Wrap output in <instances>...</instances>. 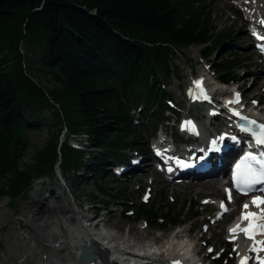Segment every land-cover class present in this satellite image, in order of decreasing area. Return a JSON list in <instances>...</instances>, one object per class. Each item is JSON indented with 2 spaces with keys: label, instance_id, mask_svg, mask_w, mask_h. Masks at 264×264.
<instances>
[{
  "label": "trees",
  "instance_id": "16d2710c",
  "mask_svg": "<svg viewBox=\"0 0 264 264\" xmlns=\"http://www.w3.org/2000/svg\"><path fill=\"white\" fill-rule=\"evenodd\" d=\"M212 5V0H0V195L17 203L58 164L62 175L85 171L97 179L91 200L104 206L112 202L102 197L125 200L131 212L110 168L127 163L129 152L147 155L145 130L155 132L171 109L161 78L172 72L176 55L197 45L209 60L229 40L213 28ZM221 58L214 66L217 79L236 82L241 56L228 52ZM34 71L47 76L52 89L34 82ZM132 109H138L139 124ZM50 121L56 132L49 131L44 145L25 160L28 133L36 126L49 129ZM73 134L86 136L85 148L68 145ZM134 206V217L127 218L144 220L154 230L200 218L191 203L168 204L162 195Z\"/></svg>",
  "mask_w": 264,
  "mask_h": 264
},
{
  "label": "rangeland",
  "instance_id": "374dc122",
  "mask_svg": "<svg viewBox=\"0 0 264 264\" xmlns=\"http://www.w3.org/2000/svg\"><path fill=\"white\" fill-rule=\"evenodd\" d=\"M241 2L242 0H212L213 28L216 29L217 32L222 31L229 35V40L221 46L219 54L214 55L207 60L205 55L208 51L205 55H203L201 53V46H190L176 55L174 59L175 67H173L172 72H170L168 76L161 78L162 88L165 93L170 96V99H172L171 103H168L173 106H180L179 108L177 107V112L179 114H188L187 91L189 88L193 87V82L197 80L205 82L208 85L209 90H212L213 88L212 91H214L218 82L216 74L214 73V66L219 64V62L223 59L221 58L222 55L228 52H236L241 56L242 64L237 70L238 82L234 85L239 87V91L244 96L248 106H255L256 103L262 102V104H258L262 109L261 113H263L264 117V80H260L259 83H256L257 78L264 77V59L259 57L255 44L248 33V30L253 23L251 18L248 17V12L239 5ZM253 6H255L254 10L256 11L257 17L264 13V0H255ZM254 23L257 26L258 23L255 22V19ZM260 60H263L262 66H258ZM32 80L46 89H52L53 87V83L50 82L47 76H44L37 71L33 72ZM217 86L221 88V91L215 93V99L222 102V99H220V92L228 93V89L233 85L223 86L218 84ZM203 105V114L207 115L209 105ZM181 106H183L182 109ZM180 111L182 113H180ZM193 111L197 115L202 116L200 110L194 108L190 109L189 115H194ZM43 113L45 117L49 119V109L46 108ZM165 116H167V114H165ZM141 121V119H137V122ZM49 123L51 125L49 129L43 126H36L28 133L27 142L29 147L25 154V160L30 159V156L34 154L35 150L44 145L49 138V131L56 132L57 126L51 121ZM168 125L169 126H167V124L160 125L158 127V132L155 134L152 133L151 129L145 130L143 126H141L140 129L142 131L145 130L144 134L146 137L151 136L156 139L160 134L159 130H166L168 133V139L170 138V135H173L175 141L181 140L178 137L177 131L174 128H171V121ZM220 126H224V124L217 126V128ZM64 135L65 132H63L62 136ZM79 136L84 140L86 139V137L82 136V134ZM152 138L149 140V146H151V144L155 141H153ZM83 144H86V142L83 141ZM148 157H152V154ZM115 180L117 182L114 181V186L126 192L125 197L127 198L128 203L133 206L131 208L133 211L136 207L134 205H137L138 203L150 204L151 201H156L157 198L162 195V197L166 198L168 204L178 202L181 205L184 202H189L192 205H198L199 208H194V211L199 213L200 218L197 222H191L187 225L181 227L178 226L170 230H154L153 228L145 225L143 222H133L126 217V205L124 204L125 200L102 197L103 201H107V199L111 200L112 203L109 206H104L100 199L96 201L91 200L90 195L96 188L97 179L88 175L85 171H82L79 175H75L70 172L64 174L63 178L58 172H56L50 178L43 177L40 180H36L26 197L20 199L13 205L7 197L0 195V264H22L21 257L26 253L25 246H22L23 248L18 252L16 257H13L9 246L14 240L17 244L21 242L18 241L15 236L18 231H22L19 226V220L24 219L29 215V213L23 211V209L30 205L39 206L41 205L39 203H45L46 201H48V203H52V201L54 203L56 201L54 198H48V200L45 199L50 197V194L46 192L50 186L54 188L55 195L60 197L65 195V197L69 198L72 202H74V204L89 208V215L93 213L92 211H94L96 219H99L101 215L107 214L111 210H116L117 215H115L114 218L120 222L122 227L124 224L135 227L138 232L137 235L143 237L147 236L143 242H148V239L155 237L164 240L172 233H177L178 231H188L187 236L195 238L197 249H199L202 244L207 246L202 250L200 257L207 253H211L204 262L206 264H216L215 259L218 258L217 255L219 253L223 252V243L226 242L227 239V228L231 225V223H233L234 218H229V216L236 212L239 207L237 204H231L229 208L230 210L233 209V213L229 212L224 215L221 220L215 221L216 214L218 212L217 204L219 199L208 198L205 197L204 194L188 192L185 187L189 181H182L179 184H176L175 182H171L168 179L161 177L150 167L141 169L130 179L116 177ZM109 182L110 181H107V183ZM98 183L100 182L98 181ZM102 184L107 185L104 182H102ZM111 184H113V182ZM2 185L3 181L0 180V186ZM69 193H71L72 196H70ZM204 203H208V205L204 206ZM32 209H35V207ZM73 209L74 211H77L76 207H73ZM69 215H71V213ZM134 215L135 214L133 213L132 217H134ZM74 221L75 219L72 223ZM65 227L66 226H64V228ZM62 236L64 238H67L68 236L64 229ZM57 240L58 237L54 236L51 242L56 243ZM27 242L28 241H26L25 244ZM39 244L43 246L47 245V242L40 241ZM247 251L250 252L248 249ZM229 253L230 254L227 257L228 261L226 264H236L238 255L236 253L235 245L230 246ZM251 253L252 252H250V254ZM58 255H67V250L60 249L58 251ZM60 263L63 262H59L58 264ZM25 264L37 263L33 260L26 262ZM249 264H254V261H249Z\"/></svg>",
  "mask_w": 264,
  "mask_h": 264
},
{
  "label": "bare ground",
  "instance_id": "6f19581e",
  "mask_svg": "<svg viewBox=\"0 0 264 264\" xmlns=\"http://www.w3.org/2000/svg\"><path fill=\"white\" fill-rule=\"evenodd\" d=\"M250 5L252 1L246 0ZM255 6L249 9V14L252 19L259 18L254 10ZM255 26V25H254ZM263 60H260L258 66H262ZM260 80H264V77L257 78L256 83ZM196 82H193L195 86ZM232 88V87H231ZM208 99L205 101L209 105L207 112L210 109H217L209 112L208 116L202 120L200 129L202 134L212 129L213 125L219 122L214 119V116L223 110V113L227 115V110L231 109L228 106H224L220 101L215 99V93L221 91V88L216 85L214 91H209L204 87ZM222 93V92H220ZM256 108H252L249 112L253 116H257L254 111ZM262 109L257 113L259 118L264 120ZM169 140H167L168 142ZM163 142V136L159 137L157 144ZM169 146V143L164 144L161 148ZM226 179L224 170H218L213 172L209 177L206 178H193L192 181L186 184L188 192H195V194H204L208 198H218L219 204L221 201L226 202L228 207L230 205L229 196L225 189V185H221V181ZM50 194L48 198H54L56 201L53 203H39L41 205L35 206L30 205L23 209L29 213L28 217L19 220V226L22 231H18L16 239L21 241L19 244L15 243V240L10 244L9 248L12 251L13 257H16L18 252L23 248H26V253L21 258L22 264L35 260L37 264H87L79 259L80 251L76 249L84 244H90L89 240L92 241L91 247H95L96 251L92 253L94 260L88 264H137L144 263L148 264L153 261H159L161 264L165 262L179 261L180 264H206L204 261L210 254L207 253L200 257V253L195 243V238L187 236L188 231H178L167 236L164 240L155 237L148 239L147 243L142 242L147 237L137 235L135 227L127 226L126 224L120 225V222L114 217L117 215L116 210H111L107 214H103L99 219L96 220L95 228L89 231H84L79 227H72L71 223L74 219H78L79 210L74 211L73 207L80 208L79 205L74 204L65 195L60 197L55 195L54 188L50 186L46 190ZM70 196L71 193H69ZM55 195V196H54ZM54 196V197H52ZM234 204L239 207L236 212L229 216L234 218L233 223L236 219L242 215L243 205L251 204L244 198H234ZM33 204V203H32ZM219 204L217 206H219ZM35 209H32L34 208ZM252 212H259L260 210H251ZM233 213V209L230 210ZM228 212V213H229ZM71 213V215H69ZM87 215H83L85 219ZM76 217V218H75ZM88 217V216H87ZM64 226H66L64 228ZM103 227V229H101ZM122 227V228H121ZM63 229L68 234L67 238H64ZM127 229V230H126ZM54 236L58 237L56 243L51 242ZM28 241L26 244L25 242ZM40 241L47 242V245L39 244ZM38 242V243H37ZM31 243V244H30ZM49 243V244H48ZM236 253H245L247 247L241 243H236ZM60 249H66L67 255H58ZM131 253H142V255H150L155 259L150 258H136ZM159 254V255H158ZM159 256V257H158ZM158 257V258H157ZM239 257L237 258V263ZM236 263V264H237Z\"/></svg>",
  "mask_w": 264,
  "mask_h": 264
},
{
  "label": "snow or ice",
  "instance_id": "6c2138e0",
  "mask_svg": "<svg viewBox=\"0 0 264 264\" xmlns=\"http://www.w3.org/2000/svg\"><path fill=\"white\" fill-rule=\"evenodd\" d=\"M260 23L264 25V20L260 21ZM257 38L260 39V37ZM196 86V95L207 100L208 96L201 87V82H196ZM231 102L232 101H230V103ZM235 102L239 103V93L235 94ZM234 115L246 121L249 127L245 128L244 131L251 132L254 143L264 148V124H258L255 120H249L247 117L240 116V113L238 112L234 113ZM253 128H258L259 131H253ZM241 167H243L244 169L242 178L239 174V169ZM237 169L238 175L234 177L237 189L241 191V194L248 195L256 185L264 184V153H262L259 157L255 155L247 156L245 158V163L243 165H238ZM169 171H171V169H169ZM260 191H264V189H260ZM229 200H231L230 193ZM251 207H254L260 211L258 213L249 211L250 205H243V212L239 218L241 223L229 229V234L233 238L230 242H234L238 236L243 234L245 239L253 242V246L249 249V251L254 253L255 255L251 257L246 256L241 258L240 264H249V261H254V264H264V258H261L259 255L260 253H264V241H256L257 236L264 235V197H253L251 201ZM221 209L225 212L228 210L223 202H221ZM245 222L247 223V226L243 227L242 225ZM173 264H180V262L174 261Z\"/></svg>",
  "mask_w": 264,
  "mask_h": 264
},
{
  "label": "water",
  "instance_id": "95a60500",
  "mask_svg": "<svg viewBox=\"0 0 264 264\" xmlns=\"http://www.w3.org/2000/svg\"><path fill=\"white\" fill-rule=\"evenodd\" d=\"M94 250V247H88L84 246V248L81 251L79 259L84 263H89L93 260L92 252Z\"/></svg>",
  "mask_w": 264,
  "mask_h": 264
}]
</instances>
